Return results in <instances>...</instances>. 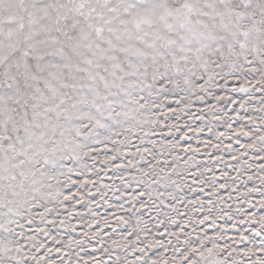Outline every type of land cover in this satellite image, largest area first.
I'll use <instances>...</instances> for the list:
<instances>
[{
    "label": "snow or ice",
    "instance_id": "obj_1",
    "mask_svg": "<svg viewBox=\"0 0 264 264\" xmlns=\"http://www.w3.org/2000/svg\"><path fill=\"white\" fill-rule=\"evenodd\" d=\"M0 264H264V0H0Z\"/></svg>",
    "mask_w": 264,
    "mask_h": 264
}]
</instances>
